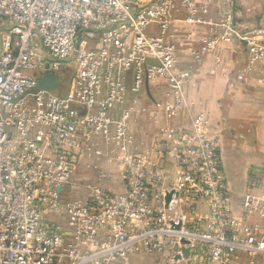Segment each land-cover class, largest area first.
Masks as SVG:
<instances>
[{
	"label": "built area",
	"instance_id": "built-area-1",
	"mask_svg": "<svg viewBox=\"0 0 264 264\" xmlns=\"http://www.w3.org/2000/svg\"><path fill=\"white\" fill-rule=\"evenodd\" d=\"M219 2L0 0V264H117L140 252L174 264L186 248L189 264H234L239 251L264 258V192L235 214L203 109L168 132L176 179L130 131L150 83L167 84L157 111L176 117L193 104L187 83L240 28L231 14L216 16ZM197 27L205 35L179 69V48ZM244 40L238 80L264 62V22ZM47 74L59 76L56 89L39 87ZM103 157L121 167L125 192L94 183L68 198L81 159Z\"/></svg>",
	"mask_w": 264,
	"mask_h": 264
},
{
	"label": "crops",
	"instance_id": "crops-1",
	"mask_svg": "<svg viewBox=\"0 0 264 264\" xmlns=\"http://www.w3.org/2000/svg\"><path fill=\"white\" fill-rule=\"evenodd\" d=\"M213 9L217 17L231 14L240 28L230 42L221 45L219 53H211L204 59L198 74L187 83L186 94L193 104L176 117L157 111V102L165 99L167 84L161 80L157 88L150 83L138 96L137 107H144L146 112L133 116L130 131L142 155L149 160H158L171 178L176 179L178 167L167 148L170 142L168 132L190 127L193 115L203 109L210 120V131L220 142L233 210L241 215L245 197L248 194L258 197L264 192V62H257L251 70H245L242 80L237 77L238 70L245 68L247 54L244 38L264 22V0H220ZM195 30L192 43H183L179 48V69L191 65L190 46L198 45L205 35L203 27ZM87 164L100 165L109 176L100 177L96 170L87 168ZM73 182L81 194L87 192V185L94 183L115 193L125 192L121 167L105 157L99 160L82 158L78 176ZM199 212L207 215L208 205L201 204ZM252 221L263 222L258 217ZM117 264L173 263L168 262L167 256L163 258L140 252L132 256L128 263ZM174 264H189V260L181 257ZM234 264H264V258L239 251Z\"/></svg>",
	"mask_w": 264,
	"mask_h": 264
},
{
	"label": "water",
	"instance_id": "water-1",
	"mask_svg": "<svg viewBox=\"0 0 264 264\" xmlns=\"http://www.w3.org/2000/svg\"><path fill=\"white\" fill-rule=\"evenodd\" d=\"M39 87L46 89V90H54L58 87L59 85V76L54 75V74H47L44 77H42L39 80ZM171 195L169 194L167 196V201L170 200ZM184 243H187L186 241H183ZM189 255V248H186L183 251V257H188ZM177 258H181V256H178Z\"/></svg>",
	"mask_w": 264,
	"mask_h": 264
},
{
	"label": "rangeland",
	"instance_id": "rangeland-1",
	"mask_svg": "<svg viewBox=\"0 0 264 264\" xmlns=\"http://www.w3.org/2000/svg\"><path fill=\"white\" fill-rule=\"evenodd\" d=\"M24 74H26V75H33L34 74V72H32V71H25L24 72ZM63 74V73H62ZM66 74L68 75V76H72L73 75V72H72V70L70 69V70H67L66 71ZM61 80H63V78L61 77ZM66 89H69L70 87H72V78L70 79V80H68V82L66 83ZM70 187V190H69V192H68V194H67V197L69 198L70 196H72L73 194H76V192L78 191V188L75 186V184H74V182L72 181V185H70L69 186Z\"/></svg>",
	"mask_w": 264,
	"mask_h": 264
}]
</instances>
